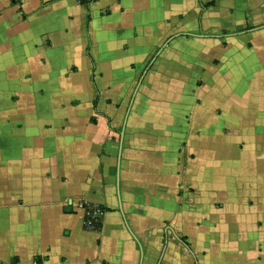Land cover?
Returning <instances> with one entry per match:
<instances>
[{
    "label": "crops",
    "instance_id": "0c3cea01",
    "mask_svg": "<svg viewBox=\"0 0 264 264\" xmlns=\"http://www.w3.org/2000/svg\"><path fill=\"white\" fill-rule=\"evenodd\" d=\"M0 264H264V0H0Z\"/></svg>",
    "mask_w": 264,
    "mask_h": 264
},
{
    "label": "built area",
    "instance_id": "2783aa9c",
    "mask_svg": "<svg viewBox=\"0 0 264 264\" xmlns=\"http://www.w3.org/2000/svg\"><path fill=\"white\" fill-rule=\"evenodd\" d=\"M69 203L73 206L74 210L82 215V224L86 230L94 231V229H97L102 217V209L98 204L84 202V200L77 197L70 199Z\"/></svg>",
    "mask_w": 264,
    "mask_h": 264
},
{
    "label": "trees",
    "instance_id": "16d2710c",
    "mask_svg": "<svg viewBox=\"0 0 264 264\" xmlns=\"http://www.w3.org/2000/svg\"><path fill=\"white\" fill-rule=\"evenodd\" d=\"M79 1L84 3V5L86 4V0H79Z\"/></svg>",
    "mask_w": 264,
    "mask_h": 264
},
{
    "label": "rangeland",
    "instance_id": "374dc122",
    "mask_svg": "<svg viewBox=\"0 0 264 264\" xmlns=\"http://www.w3.org/2000/svg\"><path fill=\"white\" fill-rule=\"evenodd\" d=\"M220 25H222V23ZM214 50L216 51V49H214Z\"/></svg>",
    "mask_w": 264,
    "mask_h": 264
}]
</instances>
